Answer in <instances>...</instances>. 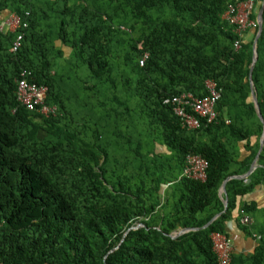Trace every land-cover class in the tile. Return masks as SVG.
Segmentation results:
<instances>
[{
  "label": "trees",
  "instance_id": "trees-1",
  "mask_svg": "<svg viewBox=\"0 0 264 264\" xmlns=\"http://www.w3.org/2000/svg\"><path fill=\"white\" fill-rule=\"evenodd\" d=\"M247 1L0 0V24L21 20L0 29V264H220L213 236L230 239L231 222L253 243L232 264H264V208L243 201L264 184V148L221 193L264 129V29L252 89L258 27L236 49L224 19ZM251 1L256 20L264 0ZM24 72L55 116L19 102ZM208 80L217 120L188 130L164 100L203 98ZM188 155L208 162L206 181L183 175ZM184 229L199 230L173 238Z\"/></svg>",
  "mask_w": 264,
  "mask_h": 264
},
{
  "label": "built area",
  "instance_id": "built-area-1",
  "mask_svg": "<svg viewBox=\"0 0 264 264\" xmlns=\"http://www.w3.org/2000/svg\"><path fill=\"white\" fill-rule=\"evenodd\" d=\"M254 4L251 0L240 3L238 6H229L224 15V19L237 27L236 32L240 39L236 41L235 48L239 49L244 43L243 35L250 29L257 27V23L251 18ZM21 26V20L16 15H11L0 24V29L6 32H15ZM23 35H19L14 43L12 51H17L21 47ZM148 59L145 54L140 64L143 66ZM208 95L198 98L192 93H182L178 96L168 97L165 104L172 105L174 114L180 118L184 128L188 130H198L201 128L202 120L207 124H212L217 120L216 106L221 99V89L216 82L208 80L206 82ZM18 99L28 110L38 111L47 117L56 115L57 108L46 104L48 88L29 82L26 79V72L18 80ZM208 162L199 155H188L183 175L187 178L206 181ZM243 225H251L253 221L246 215L242 219ZM141 226V225H139ZM138 226V227H139ZM259 238V237H258ZM214 250L218 255L220 264H232L234 252L231 239L224 235L215 234L213 236Z\"/></svg>",
  "mask_w": 264,
  "mask_h": 264
},
{
  "label": "crops",
  "instance_id": "crops-1",
  "mask_svg": "<svg viewBox=\"0 0 264 264\" xmlns=\"http://www.w3.org/2000/svg\"><path fill=\"white\" fill-rule=\"evenodd\" d=\"M254 21L257 23V27H258V14H257V19L254 20ZM253 37H254V30L253 29L248 30L243 35L244 42L245 43L249 42L250 40L253 39ZM260 151H261V145H260L259 153H260ZM261 153H260V156H261ZM246 155L247 154L244 153V156H246ZM260 156H259L257 161L255 159L257 168L259 167ZM255 161L253 163H255ZM243 201L246 202V203L254 202V203L257 204L259 209L264 208V184L258 185L251 194H249L247 197H245L243 199ZM229 237H230V239H231V241L233 243L234 252L247 253V252L252 250L253 243H251L246 238L244 232L236 225L235 222H231L230 225H229Z\"/></svg>",
  "mask_w": 264,
  "mask_h": 264
},
{
  "label": "water",
  "instance_id": "water-1",
  "mask_svg": "<svg viewBox=\"0 0 264 264\" xmlns=\"http://www.w3.org/2000/svg\"><path fill=\"white\" fill-rule=\"evenodd\" d=\"M263 14H264V1L262 3V6L258 12V33H257V36L255 38V41H254V45H253V50H254V54H253V62H252V65H251V72H250V76H249V79H250V83H251V86H252V89H253V71H254V68H255V65L258 61V51H257V45H258V41H259V38L261 37L262 33H263V29H264V19H263ZM252 96H253V101H254V104L257 108V111H258V115L262 121V124H263V127H264V118H263V115L261 113V110H260V107H259V103H258V98L256 96V93L254 91V89L252 90ZM264 148V129H263V134H262V138H261V151L260 153L262 152ZM260 153L258 154L257 158H256V161L258 160L259 156H260ZM256 161L255 163H253V165L251 166V169L250 171L243 175V176H240V177H230L228 179L225 180V182L223 183L222 187H221V193H226V185L227 183L232 180V179H247L249 178L252 173L254 172V170L257 168V165H256ZM224 204H225V211L228 207V198H225L224 199ZM224 211V212H225ZM221 216V214L215 216L207 225H205L203 228H208L217 218H219ZM199 229H184V230H181L179 232H177L173 238H178L179 236L185 234V233H188L190 231H198Z\"/></svg>",
  "mask_w": 264,
  "mask_h": 264
},
{
  "label": "rangeland",
  "instance_id": "rangeland-1",
  "mask_svg": "<svg viewBox=\"0 0 264 264\" xmlns=\"http://www.w3.org/2000/svg\"><path fill=\"white\" fill-rule=\"evenodd\" d=\"M67 52H68V50H67ZM67 56H69L68 53H67Z\"/></svg>",
  "mask_w": 264,
  "mask_h": 264
}]
</instances>
